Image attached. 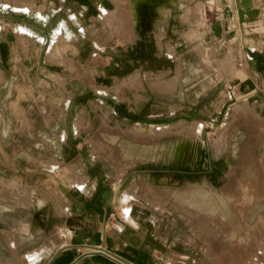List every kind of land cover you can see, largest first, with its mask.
I'll list each match as a JSON object with an SVG mask.
<instances>
[{
  "label": "crops",
  "instance_id": "obj_1",
  "mask_svg": "<svg viewBox=\"0 0 264 264\" xmlns=\"http://www.w3.org/2000/svg\"><path fill=\"white\" fill-rule=\"evenodd\" d=\"M132 1L159 11L166 8L167 15L149 18L143 33L138 29L142 19H135L132 46L120 48L132 50V60H115L114 48L99 47L97 70L101 78L89 81L85 77L89 45L94 49L98 43L88 33L94 25L91 16L102 7H117L116 0H27L26 5L0 0V173L36 188L39 207L33 214L40 216L32 235L18 244L33 254L25 264L229 261L227 257L219 261L215 255L201 256L197 242L190 245L179 235L178 231L184 232L185 215L172 205L175 186L183 188L203 180L214 185L217 176L212 172L202 180L196 175L186 177L184 171L185 167L210 166L205 140L199 138L192 159L177 161L175 174L166 168L168 161L155 165L153 159L136 154L123 167L107 159L85 161L84 154L90 148L88 122L93 119L85 109L91 87L102 93L98 104L114 109L116 123L132 127L134 140L151 135L153 128L164 122L161 110L170 96L176 98L177 105L171 107V116L181 122L192 119L202 136L214 121L226 118L223 108L235 102L250 106L264 119V0ZM59 44L65 49L57 57ZM230 49L235 54L231 73H225L222 65L213 67L208 77L195 61L187 68L188 56L199 60L201 54L224 57ZM160 54L169 60L153 68L150 59ZM105 57L114 60L107 63ZM69 58L73 63L67 61ZM73 66L80 78L72 77ZM154 71L165 74L155 86L161 90L154 89L147 79V73ZM187 71L194 75L187 76ZM136 74L139 79H131ZM130 81L132 91L127 90ZM106 92L111 95L108 100ZM30 93L33 97L27 100ZM17 96L33 110L31 128L16 129L11 123L16 120ZM186 104V108L181 106ZM146 146L151 143L143 142L139 147ZM163 177L167 187L162 184ZM149 184L156 191H149ZM41 199L44 202L39 205ZM153 199L159 200L158 206L151 203ZM174 214L182 217V227L169 224L168 217ZM174 229L177 236L171 235ZM239 257L229 262L264 264V246L254 257Z\"/></svg>",
  "mask_w": 264,
  "mask_h": 264
},
{
  "label": "rangeland",
  "instance_id": "obj_2",
  "mask_svg": "<svg viewBox=\"0 0 264 264\" xmlns=\"http://www.w3.org/2000/svg\"><path fill=\"white\" fill-rule=\"evenodd\" d=\"M26 1L27 0H15V3H17L18 5H26ZM116 1L117 7H102L100 10L95 11L91 16V19H94V25L89 26L88 33L90 34V37H95L94 39H96L98 43L94 45V49H92V45H89V68L87 73L85 74V77H87L89 81L101 78L98 75L97 70V63L100 59L97 52L99 51L101 53V51L98 49L99 47L105 48L108 51L109 49L114 48L117 55L116 57H114L113 55L112 58H114L115 60H132V50L125 51L120 48H127L128 46L130 49V46H132V38L135 35L132 31L134 30L135 19H142L140 21L141 24L138 25V29H141L143 33L148 28L147 23L149 22V18L152 20L157 19L159 17L167 15L168 11V9L166 8H160L159 11L155 6H141L139 1H137L136 3L132 0ZM157 1L159 2L160 0ZM93 30L95 32H93ZM129 32H131V34ZM129 35H131L132 38ZM199 46H201V43L199 44ZM63 49H65L63 45L59 44L55 50V53L58 54L57 57L60 56V51L62 53ZM201 49L202 50L200 51L204 50V48ZM160 55L151 57L150 60L151 65L153 64V68L155 66L154 64L160 66L162 63H166L167 60H169L164 56L165 54ZM200 58L201 60H199L196 56H188L186 58V61L189 64L187 68L191 69L190 66H192L191 64L195 61V65H199V68L203 67V69L205 70V74L208 75V77L212 73L213 67L222 68L223 65L225 73L227 70V73H231L233 71L232 69L235 66V54L232 49H230L224 57H221V55L214 56L210 54H201ZM114 59L110 60L108 57H105L104 62L108 63V60L112 62ZM67 61L73 63L71 58H69ZM71 69L72 77L80 78L79 71H77L74 66ZM206 70H208V72ZM186 74L189 77L194 75L192 71H187ZM198 74L199 73L197 72L195 73V75ZM147 77L148 80L152 81L151 85H153L154 89L161 90V88H155V86L158 84V81L166 78L164 73L157 71L151 73L148 72ZM132 78L139 79L137 74L131 76V79ZM210 78L213 77L210 76ZM110 82L113 83L114 80L112 79ZM93 84L94 86H97V83L93 82ZM127 90L132 91L131 81ZM76 91L79 92L81 91V89H74V92ZM101 95L102 93L98 94L94 92L93 88H89L90 101L85 111H87L90 114V117H92L93 119L89 120L88 122L90 130V135L88 136V144L90 145V148L84 154V157L86 159L84 160L95 162L97 160L107 159L111 161H118V166L123 167L125 163H131L132 158L136 155L143 158L152 157L151 159L155 161V165H160V161H168L170 163V166L166 168L170 173L174 172L175 174V171L178 169L176 168L177 161L180 159H192L194 146L198 145L197 143L200 137L203 138L205 140V149H207V155L205 158L207 159V163L210 166L200 169L185 167V175L186 177H191V175H196L199 177L201 176L203 180L207 174L212 172V175L214 177L217 176V178L214 180V185L211 183L212 188L206 186L203 190L200 189L201 187L199 184L186 185L183 188H178L175 186L173 195L174 200L172 201V205L179 212L185 215V217L183 218L185 222L183 229L184 232L180 233L178 231V233L179 235H183L185 240L190 242V245L194 242H197V249L201 256L215 255L216 257H218L219 261L227 258L229 261L234 260V258L238 259L239 256L243 254H248L254 257L257 249L264 246V194H261V196L255 195L256 197L250 198L249 211L251 212H248V210H240L238 207V209H236L237 204L234 202V195L236 196L238 194L240 187L242 188L246 186L247 183L244 178H247V174L245 170H249L252 165V167L255 168H252L254 171V175L258 174L260 178L259 180L264 184V119L260 115H258V112L252 110L250 106L239 102L227 105L226 108H223V112L224 115H226V118H221L218 119V121H214L211 126L204 129L205 131L202 136L196 130L197 125L194 126L192 119L181 122L176 121L175 116H171V107H176L177 105L174 103V100L176 98L170 96V98L167 100L168 103L164 104L165 106L163 105V109L161 110V115L163 116L160 117L165 119L163 120L164 122L160 123L157 126L158 129L153 128L154 130L152 131L153 133L151 135H147L145 137L137 136L134 140L132 139V127L120 126L114 120V109H112V107L107 109V107H104L102 104L97 103V99L98 97H101ZM32 97L33 95L32 93H30L26 98L28 100ZM110 97L111 95L109 94V92H106L104 95L105 100H108ZM21 99L23 98L20 97L19 101V96H17L19 106L17 108L19 109H16V111L18 110V112H16V120L11 121V123L16 129L22 130L23 127H32V119H29L32 108L23 105L21 103ZM73 101L75 102V99ZM181 106H185L186 108L189 105L186 104ZM201 106L203 107V105ZM21 110H23L24 112ZM22 113H24V115L28 117L26 118V120L25 116ZM97 114H99V118H96ZM122 114L126 115L127 112ZM102 116L105 117L104 120L101 119ZM218 132H222L223 134L222 143L228 145L226 146V149L224 151L216 154L213 148L215 147L214 142L218 138ZM143 142H147L149 144L151 143V146L147 147V150H149V148L151 150L149 151L150 154L147 153L146 147H139L141 149L139 152H137L139 150L138 146H141V143ZM133 143L135 144V148ZM168 148H174L176 154L173 155V153L171 154L169 151H166ZM184 149L185 151L183 152ZM248 159L252 161L248 163V165H246L247 169H244L243 162L248 161ZM214 166H219V168H214ZM194 170L196 172L200 170L199 174L198 172L194 174L191 173ZM255 170L257 172H255ZM232 172L234 175L232 174ZM240 183L245 184H242L241 186ZM162 184L164 187H167L166 183ZM35 189L36 188L34 186L27 187V184L24 185L21 181H18L17 178L12 175L8 178L3 177L0 173V206H2L0 210V264H25L33 255L29 254L31 253L30 249L23 246L19 247L18 244L24 243V239L32 235L33 224L40 218L39 215L33 214V211L39 207L37 204V194L34 193ZM148 190L154 192L156 191V188L153 185H148ZM201 190L204 191L203 195L201 194L200 196H198L197 194H199ZM215 190L217 192L219 190V192L217 193ZM227 192H229L231 195L229 194V196ZM192 193L194 194L192 195ZM219 194L223 197L219 196ZM196 196H198V198H196ZM212 196L214 198L209 199ZM13 198H15L19 202H14ZM218 200L226 201L224 209L217 208ZM157 201L159 202V200L153 199L151 203L158 206L159 204H156ZM191 201L193 202V204ZM43 202V200H38L39 205H42ZM47 205H49V203ZM197 206L198 209L196 208ZM219 210H221V212ZM224 211L226 212V214H224ZM219 212L223 214L220 215ZM216 215L218 216L216 217ZM188 216L191 217V221H187ZM218 217L219 220H222H217ZM178 218L179 222L177 223ZM183 219L180 215L177 216L175 214L168 217L169 224H179L181 227L183 224ZM229 222H231V225ZM250 222H252V224ZM242 223L243 225H241ZM228 227L230 228L228 229ZM192 228H198L196 231L197 233H195V230H193ZM210 228L211 230L209 231ZM237 231L240 233V235ZM214 233H217L216 236H214ZM171 235L177 236V231L174 229L171 232ZM250 246L253 249L250 248ZM229 255H231V257ZM235 255L237 256V258ZM16 259H18V261ZM218 264H231V262Z\"/></svg>",
  "mask_w": 264,
  "mask_h": 264
},
{
  "label": "bare ground",
  "instance_id": "obj_3",
  "mask_svg": "<svg viewBox=\"0 0 264 264\" xmlns=\"http://www.w3.org/2000/svg\"><path fill=\"white\" fill-rule=\"evenodd\" d=\"M141 5V4H140ZM104 10V9H103ZM133 31V30H132ZM130 34H131V32H129ZM133 34V33H132ZM134 35V34H133ZM127 36H128V34H127ZM129 36H131V35H129ZM135 36V35H134ZM131 38H132V36H131ZM173 48V47H172ZM62 60V59H61ZM63 61V60H62ZM16 66V65H15ZM228 72V70L226 71V73ZM2 76V75H1ZM62 80V79H61ZM19 86V85H18ZM16 106V105H15ZM19 107V106H18ZM15 109H16V107H15ZM17 109H19V108H17ZM25 110V109H24ZM14 111V110H13ZM21 111H23V110H21ZM15 112H18V110L17 111H14V114H15ZM24 112V111H23ZM23 115H24V113H22ZM16 115V114H15ZM20 115V114H19ZM18 115V116H19ZM25 116V115H24ZM26 117V116H25ZM21 120H22V118H21ZM26 120V119H25ZM244 122V121H243ZM27 123H28V120H27ZM246 123V122H245ZM22 124V123H21ZM30 124V123H29ZM249 124V123H248ZM228 125V124H227ZM28 126H30V125H28ZM222 127H224V126H222ZM163 133V132H162ZM191 134V133H190ZM215 140V139H214ZM222 141H223V134H222V132L221 133H219L218 132V138L215 140V152H216V154H219V153H221L222 151H224L225 149H226V146L228 145H226V144H224V143H222ZM135 143V142H134ZM133 143V144H134ZM264 144V143H263ZM147 147H150V146H146V151H147V153L148 154H150L149 153V151H151L150 150V148H149V150H147ZM134 148H135V144H134ZM138 148H139V146H138ZM138 148H136V149H138ZM140 149L141 148H139V150L137 151V152H139L140 151ZM155 149V148H154ZM136 151V150H135ZM166 151H169L171 154L173 153V155H175L176 154V152H175V150H174V148H172V149H170V148H168ZM137 152H136V154H137ZM143 152V151H142ZM145 152V151H144ZM152 152H153V149H152ZM140 155V154H139ZM144 155H146V154H144ZM153 155H154V153H153ZM262 155V154H261ZM112 156V155H111ZM149 156H152V155H149ZM141 157V156H140ZM148 157V156H147ZM154 157V156H153ZM157 157V156H156ZM152 158V157H151ZM252 160H249L248 159V161H245V162H243V168L244 169H247L246 168V165H248V163H250ZM247 163V164H246ZM121 164V163H120ZM52 165V164H51ZM251 166V165H250ZM253 166V165H252ZM251 166V168L248 170H245L246 171V174H247V178L245 179L244 178V180H246V186H244V187H240V190H239V192H238V194L235 196L234 195V202L237 204V206H236V209H240V210H248V212H251V211H249V200H250V198H252V197H256L255 195H260L261 196V194H264V184L259 180L260 178H259V176H258V174H256V175H254V171H253V169L252 168H254V167H252ZM255 166V165H254ZM248 167V166H247ZM255 169V168H254ZM233 171V170H232ZM244 172V171H243ZM255 172H257L256 170H255ZM232 174H233V172H232ZM245 174V175H246ZM234 175V174H233ZM246 177V176H245ZM85 178V177H84ZM164 178V177H163ZM235 178V177H234ZM160 182V181H159ZM165 182H166V178H164L163 179V183L165 184ZM199 185H200V189H204L206 186L207 187H211L212 188V184L210 183V182H208V181H206V180H203V182L202 183H198ZM241 184V186H242V184L243 183H240ZM245 184V183H244ZM243 184V185H244ZM149 186H152V185H150L149 184ZM151 188V187H150ZM239 188V187H238ZM237 188V189H238ZM200 191V193L199 194H197L198 196H200L201 194L203 195V192L204 191ZM216 191V190H215ZM226 191H228V190H226ZM230 191V190H229ZM232 191V190H231ZM205 192H207V191H205ZM209 192H210V190H209ZM217 192V191H216ZM215 192V193H216ZM218 192H219V190H218ZM217 192V193H218ZM220 192H221V190H220ZM212 193H213V189H212ZM228 193V195L230 194L229 192H227ZM232 193V192H231ZM194 193H192V195H193ZM221 194V193H220ZM219 194V196H222V195H220ZM226 194V193H225ZM180 195V194H179ZM196 195V194H195ZM231 195V194H230ZM229 195V196H230ZM41 196V195H40ZM191 196V195H190ZM198 196H196V198H198ZM217 196V195H216ZM48 197V196H47ZM202 197V196H201ZM213 197V196H212ZM218 197V196H217ZM223 197V196H222ZM194 198V197H193ZM200 198V197H199ZM214 198V197H213ZM216 198V197H215ZM228 198H232V197H228ZM14 199V202L16 201V202H19V201H17L15 198H13ZM191 199H192V197H191ZM195 199V198H194ZM201 199V198H200ZM209 199H211V198H209ZM41 200H43V199H41ZM189 200H190V197H189ZM204 200V199H203ZM203 200H201V201H203ZM206 200V199H205ZM216 200V199H215ZM222 200H225V199H222ZM228 200V199H227ZM258 200V199H257ZM12 201V200H11ZM44 201V200H43ZM127 201V200H126ZM198 201V200H197ZM200 201V200H199ZM207 201V200H206ZM128 202V201H127ZM189 202V201H188ZM192 202V201H191ZM225 202L226 201H221V200H218L217 201V203H218V206H217V208H219V209H224V206H225ZM233 202V203H234ZM22 203V202H21ZM164 203V202H163ZM195 203V202H194ZM210 203V202H209ZM261 203V202H260ZM263 203V202H262ZM156 204H159V202L157 201V203ZM192 204H193V202H192ZM201 204V203H200ZM205 204H207V203H205ZM204 204V205H205ZM228 204V203H227ZM226 204V205H227ZM250 204H252V203H250ZM203 205V204H202ZM235 205V204H234ZM199 206V205H198ZM198 206L196 207L197 209H198ZM209 206V205H208ZM211 206V205H210ZM1 207L2 206H0V210H1ZM214 207V206H213ZM212 207V208H213ZM228 207H229V205H228ZM238 207V208H237ZM252 207H254V206H252ZM258 207V206H257ZM215 208V207H214ZM56 209H57V207H56ZM216 209V208H215ZM235 209V208H234ZM203 210V209H202ZM253 210V209H252ZM260 210V209H259ZM201 211V210H200ZM205 211V210H204ZM208 211H209V208H208ZM212 211V210H211ZM211 211H210V213H211ZM220 212H221V210H219ZM187 212V211H186ZM219 212V213H220ZM236 212V211H235ZM258 212V211H257ZM205 213V212H204ZM210 213H208V214H210ZM228 213H230V212H228ZM246 213V212H245ZM244 213V214H245ZM190 214V213H189ZM221 214H223V213H220V215ZM224 214H226V212L224 211ZM238 214V213H237ZM256 214V213H255ZM247 215V214H246ZM211 216V215H210ZM218 215H216V217H217ZM223 216V215H222ZM238 216V215H237ZM250 216V215H249ZM254 216V215H253ZM221 217V216H220ZM222 218V217H221ZM229 218V217H228ZM234 218V217H233ZM248 218V217H247ZM243 219V218H242ZM241 219V220H242ZM217 220H219V217H218V219ZM220 220H222V219H220ZM219 220V221H220ZM225 220V219H224ZM230 220V219H229ZM234 220V219H233ZM187 221H191V217L190 216H188L187 217ZM231 221V220H230ZM246 221V220H245ZM232 222V221H231ZM231 222H229L230 223V225H231ZM235 222V221H234ZM233 222V223H234ZM228 223V224H229ZM251 224H252V222H250ZM206 224V223H205ZM245 224V223H244ZM34 225V224H33ZM227 225V224H226ZM237 225V224H236ZM240 225V224H239ZM241 225H243V223L241 224ZM248 225H249V223H248ZM255 225V224H254ZM235 226V225H234ZM240 227V226H239ZM243 227V226H242ZM230 227H228V229H229ZM193 229V228H192ZM198 229V228H197ZM197 229H193V230H195V233H197L196 231H197ZM236 229V228H235ZM211 230V228L209 229V231ZM238 230H239V228H238ZM242 230H243V228H242ZM208 231V230H207ZM233 231H236V230H233ZM199 232V231H198ZM238 232V231H237ZM13 233V232H12ZM210 233V232H209ZM239 233V232H238ZM212 234V233H211ZM215 235L214 236H216V234L217 233H214ZM14 235H15V233H14ZM207 235V234H206ZM205 235V236H206ZM236 235V234H235ZM239 235H240V233H239ZM3 236V235H2ZM204 236V237H205ZM238 236V235H237ZM11 237V236H10ZM14 237V236H13ZM7 238V237H6ZM15 238V237H14ZM12 239V238H11ZM208 239V238H207ZM238 239V238H237ZM16 241V240H15ZM192 242V241H191ZM252 246H253V244H252ZM250 248H252L251 246H250ZM249 248V249H250ZM253 249V248H252ZM248 250V249H247ZM211 253V252H210ZM252 253H254V252H252ZM230 257H231V255H229ZM236 256V255H235ZM234 256V257H235ZM238 256H239V254H238ZM237 257V256H236ZM242 257V256H241ZM241 257H239V258H241ZM260 257V256H259ZM250 259V258H249ZM17 261H18V259H16ZM15 260V261H16ZM245 261V260H244ZM5 262V261H4ZM14 262V261H13ZM229 262V261H228ZM231 264H233V263H231ZM234 264H236V263H234Z\"/></svg>",
  "mask_w": 264,
  "mask_h": 264
}]
</instances>
